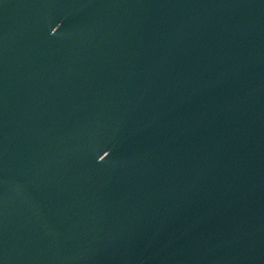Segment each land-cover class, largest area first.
<instances>
[{"label":"water","instance_id":"obj_1","mask_svg":"<svg viewBox=\"0 0 264 264\" xmlns=\"http://www.w3.org/2000/svg\"><path fill=\"white\" fill-rule=\"evenodd\" d=\"M264 0H0V264H262Z\"/></svg>","mask_w":264,"mask_h":264}]
</instances>
